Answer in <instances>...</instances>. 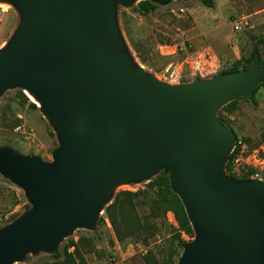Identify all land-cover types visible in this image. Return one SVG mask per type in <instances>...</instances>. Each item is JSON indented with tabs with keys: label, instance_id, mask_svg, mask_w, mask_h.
I'll use <instances>...</instances> for the list:
<instances>
[{
	"label": "water",
	"instance_id": "water-1",
	"mask_svg": "<svg viewBox=\"0 0 264 264\" xmlns=\"http://www.w3.org/2000/svg\"><path fill=\"white\" fill-rule=\"evenodd\" d=\"M0 1L21 13L0 49V95L27 89L60 142L50 164L0 146V174L32 204L0 228V264L57 252L94 228L117 186L161 171L195 236L177 264H264V182L225 174L237 139L217 118L264 83L258 55L245 70L169 85L120 53L115 6L134 0Z\"/></svg>",
	"mask_w": 264,
	"mask_h": 264
},
{
	"label": "rangeland",
	"instance_id": "rangeland-1",
	"mask_svg": "<svg viewBox=\"0 0 264 264\" xmlns=\"http://www.w3.org/2000/svg\"><path fill=\"white\" fill-rule=\"evenodd\" d=\"M141 1L115 6V21L124 47L120 53L129 57L130 67L141 68L158 82L181 85L218 75L236 63L242 64L255 43H259L261 50L259 59L264 60V43L259 42L264 40V0H214L213 8L204 6L202 0H170L165 4L148 0L155 5L148 13L140 12ZM20 23L19 9L0 1V49L9 43ZM236 23L240 24L239 30L234 29ZM170 64L177 69L176 77L164 71ZM22 93L21 87H15L0 95V146L50 164L53 152L60 146L59 139L40 106L26 100ZM253 95L252 99H238L229 111L221 108L217 118L223 117V124L245 145L244 157L256 153L264 158V86ZM248 169L240 166L233 173L241 175ZM259 176L264 182V170H259ZM153 178L117 186L99 212L93 229L78 227L62 240L57 249L61 253L58 259L44 252H29L22 262L13 264H112V260L118 264H146L147 258L170 264L169 226L177 227L171 212L154 221L157 228L146 225L142 234L123 241L116 240L104 218V208L118 192L144 190ZM31 209L24 190L0 174V228ZM147 213L148 204L138 206V214L145 223L150 221ZM183 237L189 243L195 239ZM70 242L77 244L65 252ZM182 250L172 256L174 264Z\"/></svg>",
	"mask_w": 264,
	"mask_h": 264
},
{
	"label": "trees",
	"instance_id": "trees-1",
	"mask_svg": "<svg viewBox=\"0 0 264 264\" xmlns=\"http://www.w3.org/2000/svg\"><path fill=\"white\" fill-rule=\"evenodd\" d=\"M202 4L206 7L213 8L215 6L214 0H202ZM155 9V5L148 0H143L139 3V10L141 13H148ZM264 43V40H259ZM261 50L259 43H255L252 47V51L248 57L245 58L244 62L236 63L228 69L220 71L221 73H229L247 69L256 55L260 56ZM142 62H146L145 58L141 57ZM261 65L264 66V60L260 59ZM264 86V83L260 84L255 91L260 87ZM254 91V93H255ZM23 94V93H22ZM24 98L27 100L25 94ZM254 96V95H253ZM245 97V98H253ZM241 98V99H245ZM237 100L228 103L222 107V111H229L236 105ZM30 106L35 108V105L30 103ZM219 120L224 123L223 117ZM234 152L231 153L228 161L225 164V174L234 180H251L250 175L254 172V169L249 168L248 171L243 172L241 175L233 173L232 159ZM148 204L147 216L150 219L149 222H143L142 218L138 214V206ZM171 212L177 227L174 225L169 226L170 237L168 244L170 246V253L168 261L170 264H174L172 256L177 254L178 249L183 247L187 238H192L194 232L188 220V217L184 211V207L178 198V196L171 190L169 184V176L164 172H159L147 185L146 189L139 191L123 190L118 192L113 198L112 202L104 208L105 219L110 223L113 230L114 236L117 241H123L127 238H134L142 234L145 230L146 225L157 228L158 226L154 221L161 218H165L166 213ZM104 218L102 221H104ZM77 243L70 242L64 249L75 246ZM61 256L59 251L53 253L51 257L58 259ZM145 259L146 264H159Z\"/></svg>",
	"mask_w": 264,
	"mask_h": 264
},
{
	"label": "built area",
	"instance_id": "built-area-1",
	"mask_svg": "<svg viewBox=\"0 0 264 264\" xmlns=\"http://www.w3.org/2000/svg\"><path fill=\"white\" fill-rule=\"evenodd\" d=\"M240 24L236 23L234 26L235 30H239ZM165 73H167L170 77L177 76V69L173 67L171 64L168 65L164 69ZM245 145L236 140L235 146L231 153L234 152V157L232 159L233 171L238 170L240 166H246L248 168L254 169V172L250 175L251 179L261 180L259 176V170H264V158L258 156L256 153H252L251 156L244 157L245 153ZM112 264H118L116 261L112 260Z\"/></svg>",
	"mask_w": 264,
	"mask_h": 264
},
{
	"label": "bare ground",
	"instance_id": "bare-ground-1",
	"mask_svg": "<svg viewBox=\"0 0 264 264\" xmlns=\"http://www.w3.org/2000/svg\"><path fill=\"white\" fill-rule=\"evenodd\" d=\"M23 93L26 95V97L31 100L34 104L37 106H40V102L34 97L33 94H31L27 89L23 90Z\"/></svg>",
	"mask_w": 264,
	"mask_h": 264
}]
</instances>
